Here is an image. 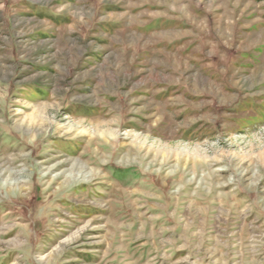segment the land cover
<instances>
[{
  "label": "rangeland",
  "instance_id": "rangeland-1",
  "mask_svg": "<svg viewBox=\"0 0 264 264\" xmlns=\"http://www.w3.org/2000/svg\"><path fill=\"white\" fill-rule=\"evenodd\" d=\"M0 264H264V0H0Z\"/></svg>",
  "mask_w": 264,
  "mask_h": 264
},
{
  "label": "bare ground",
  "instance_id": "bare-ground-1",
  "mask_svg": "<svg viewBox=\"0 0 264 264\" xmlns=\"http://www.w3.org/2000/svg\"><path fill=\"white\" fill-rule=\"evenodd\" d=\"M99 127L101 128V125H100ZM77 171L80 172V175H78L80 178L82 177V178H85V179H86V178L90 179V178H94V177L97 175V172H96L95 170H91V171H90V176L87 175V174L85 173V172H86V167H85L84 163H80V162H78V161H75V162L73 163L72 168H71V175H72V176H70L69 180H67L68 183H69V182L71 183L72 181L79 179V177H77V178L74 177V175H76V172H77ZM86 227H87V226L81 228L78 232H76V233H75L74 235H72L70 238H68V239H66L65 241H63V245H66L67 243H69L70 241H72L73 239H75L76 237H78L79 234H80V232L84 231Z\"/></svg>",
  "mask_w": 264,
  "mask_h": 264
}]
</instances>
